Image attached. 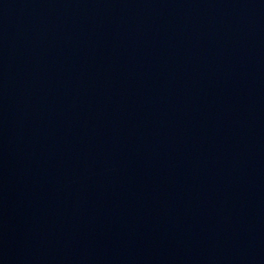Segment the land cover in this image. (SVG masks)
<instances>
[{"label": "water", "instance_id": "95a60500", "mask_svg": "<svg viewBox=\"0 0 264 264\" xmlns=\"http://www.w3.org/2000/svg\"><path fill=\"white\" fill-rule=\"evenodd\" d=\"M0 264H264V0H0Z\"/></svg>", "mask_w": 264, "mask_h": 264}]
</instances>
